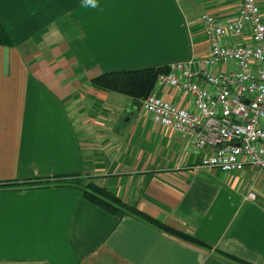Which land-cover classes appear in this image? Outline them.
I'll use <instances>...</instances> for the list:
<instances>
[{
    "label": "crops",
    "instance_id": "0c3cea01",
    "mask_svg": "<svg viewBox=\"0 0 264 264\" xmlns=\"http://www.w3.org/2000/svg\"><path fill=\"white\" fill-rule=\"evenodd\" d=\"M239 3L98 0L93 9L82 0H0V264H241L222 252L264 264L259 168L196 166L208 146L154 122L141 100L90 81L201 57L209 44L200 15L226 21ZM151 91L194 107L176 86ZM71 177L107 187L205 245L117 217L62 183Z\"/></svg>",
    "mask_w": 264,
    "mask_h": 264
},
{
    "label": "built area",
    "instance_id": "2783aa9c",
    "mask_svg": "<svg viewBox=\"0 0 264 264\" xmlns=\"http://www.w3.org/2000/svg\"><path fill=\"white\" fill-rule=\"evenodd\" d=\"M200 21L207 53L169 62L155 80L190 93L193 109L155 91L141 99V109L154 122L189 134L196 147H209L196 166L235 171L251 164L264 174V14L259 2L240 0L237 15L226 21L208 12ZM233 35L250 41H222ZM247 196L254 198V191Z\"/></svg>",
    "mask_w": 264,
    "mask_h": 264
},
{
    "label": "trees",
    "instance_id": "16d2710c",
    "mask_svg": "<svg viewBox=\"0 0 264 264\" xmlns=\"http://www.w3.org/2000/svg\"><path fill=\"white\" fill-rule=\"evenodd\" d=\"M166 69L167 65H157L139 68L108 70L102 71L92 76L90 78V81L96 86L125 93L137 102L146 97L151 92L152 88L154 87L157 74L161 71H165ZM61 179L64 180L62 183L67 182V184L78 187L79 193L82 197L102 207L103 209L109 211L117 217L131 214L180 238L199 245H205V243L196 236L188 232L175 229L164 223L163 221L138 209L134 204L127 203L103 185H100L92 180L84 181L72 177ZM41 183L43 184L49 182L42 181ZM58 184H61V181ZM222 253L241 264H253L252 262L239 258L228 252Z\"/></svg>",
    "mask_w": 264,
    "mask_h": 264
},
{
    "label": "clouds",
    "instance_id": "9594fccd",
    "mask_svg": "<svg viewBox=\"0 0 264 264\" xmlns=\"http://www.w3.org/2000/svg\"><path fill=\"white\" fill-rule=\"evenodd\" d=\"M82 7L86 8H98V0H82Z\"/></svg>",
    "mask_w": 264,
    "mask_h": 264
},
{
    "label": "rangeland",
    "instance_id": "374dc122",
    "mask_svg": "<svg viewBox=\"0 0 264 264\" xmlns=\"http://www.w3.org/2000/svg\"><path fill=\"white\" fill-rule=\"evenodd\" d=\"M259 7L261 12L264 14V2L259 1Z\"/></svg>",
    "mask_w": 264,
    "mask_h": 264
}]
</instances>
